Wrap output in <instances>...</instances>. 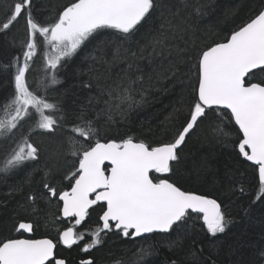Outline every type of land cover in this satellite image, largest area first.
Returning <instances> with one entry per match:
<instances>
[{"label": "snow or ice", "instance_id": "obj_1", "mask_svg": "<svg viewBox=\"0 0 264 264\" xmlns=\"http://www.w3.org/2000/svg\"><path fill=\"white\" fill-rule=\"evenodd\" d=\"M181 2L188 6L187 0ZM32 6L33 0H15L9 5L6 19L0 22L3 36L9 35L21 19L27 29V40L15 60L14 91L0 102V111L5 113L0 117V137L11 138L14 130L22 127L21 122L29 121L34 130L53 134L64 131L68 154L76 158L78 166L65 177L73 181L70 190L58 193L49 183L43 184L48 196L62 202L60 212L70 226L59 231L54 241L31 238L34 222L14 223L13 231L18 235L0 238V264H66L58 255V246H79L80 251L89 253L103 242L102 233L115 231L125 238L148 240L155 238L153 234L185 228L193 219L202 221V228L212 238L225 233L233 221L221 203L203 193L182 189L171 179L177 174L181 146L210 112L220 121L214 129L217 137H229L232 133L226 129L234 122L240 134L235 141L238 155L249 162L258 177L252 203L264 204V9L231 31L224 41L196 51L195 63L186 69L188 73L195 70V81L190 84L193 102L189 118L171 142L154 146L132 137L121 142H101L96 120L82 111L78 122L68 124L65 110L59 103L50 102L47 93L60 83L58 70L104 30H112L116 39L125 43L134 40L157 13L164 16L165 0H71L50 24L38 21ZM169 14L178 17L180 10L169 9ZM159 35L153 52L167 39L164 25ZM41 44L44 77L33 89L28 74ZM118 54L119 49L115 55ZM170 71L174 75L176 69ZM135 83L131 77L128 83L122 78L100 89L99 95L89 101L104 105L96 119L101 113L110 118L114 110L137 105ZM39 153L30 138H22L0 161V173L9 174L37 161ZM240 191L243 193L244 188ZM29 199L34 207L35 197ZM95 211L100 213L96 228L79 229ZM244 211L247 215L249 210ZM86 236L91 239L86 240ZM150 254L147 249L140 250L142 257ZM258 255L264 261V248L258 249ZM81 264L94 262L82 258Z\"/></svg>", "mask_w": 264, "mask_h": 264}, {"label": "trees", "instance_id": "obj_2", "mask_svg": "<svg viewBox=\"0 0 264 264\" xmlns=\"http://www.w3.org/2000/svg\"><path fill=\"white\" fill-rule=\"evenodd\" d=\"M14 1L0 0V22L6 19L9 5ZM165 2L164 16L157 13L134 40L125 43L117 40L112 30H104L60 70L63 83L56 99L65 110L68 124L78 122L83 111L96 120L101 142H121L129 137L154 146L171 142L181 124L189 118L193 102L190 84L195 81V70L188 73L186 69L195 63L196 51L224 41L231 31L264 9V0H187V7L181 0ZM39 6L33 0L32 10L37 9L36 15L42 17ZM169 9H179L180 15L172 18ZM161 25L165 26L167 39L153 52L154 41L161 38ZM26 32L21 20L9 35L0 34V102L14 91L15 60L21 55ZM110 48L114 49V54L119 49L118 56H112ZM91 54L96 59L85 60ZM172 68L176 69L174 75ZM129 77L136 80L133 94L139 103L132 108L114 110L110 118L107 113H101L96 119L104 105L90 104V99L97 97L100 89L113 86L122 78L128 83ZM87 83L91 87H84ZM4 115L0 111V117ZM219 122L210 112L199 124L180 151L177 174L171 179L182 189L217 199L233 221L225 233L212 238L202 228V221L193 219L185 228L169 235L132 241L114 233L107 237L102 234L103 242L89 253L80 251L79 246L72 249L58 246V255L66 264H81L82 258L92 259L94 264H173V261L175 264H264L258 255V249L264 248V204L252 203L257 195L258 177L238 155L235 141L240 134L237 128L229 124L226 130L232 134L227 138L217 137L214 129ZM59 135L61 148L53 153L62 155L61 158L65 155L61 163L46 164L47 147L40 143L43 148H39V159L31 161L27 171L23 168L12 174L0 173V238L18 235L13 231V224L18 221L34 222L33 238L36 239L55 241L58 232L67 227L61 221L58 199L48 196L43 187L47 182L59 193L69 190L73 182L66 180L65 175L75 162L68 154L65 132ZM38 141L34 144L38 145ZM6 151L7 148L0 146V159L6 157ZM30 169L33 172L29 178L26 175ZM29 196L35 197L34 207ZM98 223L99 211H95L79 229L94 230ZM90 239L86 236V240ZM142 248L151 254L142 257Z\"/></svg>", "mask_w": 264, "mask_h": 264}, {"label": "rangeland", "instance_id": "obj_3", "mask_svg": "<svg viewBox=\"0 0 264 264\" xmlns=\"http://www.w3.org/2000/svg\"><path fill=\"white\" fill-rule=\"evenodd\" d=\"M63 1H65V0H35V3L36 4L38 3L40 5L39 6V11L43 12V14H41L42 17L41 16H37L36 15V12H35L37 9L34 8L32 10L34 17L38 21H40L41 23H43V24L53 23L56 20V18L58 17V15L60 14V12L63 10V8L65 6H67L71 2L70 1V2L67 3V1H65V2H63ZM53 5H54V7H52ZM56 7H58V9ZM21 20L26 25L25 20H23V19H21ZM21 20H19V21H21ZM15 31H16V29H15ZM25 38L27 40V32H26ZM101 48H102V46H101ZM40 49L41 50H38L37 56L34 57V63L32 64L31 69H30V73L28 74V76H29V82L32 85V88L33 89L36 88L37 84L44 77V60H43V55H42V51L44 50V46L42 44L40 46ZM110 49L112 51V56H114L115 55L114 54V49L113 48H110ZM101 50H103V48ZM79 52L80 51H78V53ZM77 55L78 54H76L74 56H77ZM89 58L90 59L91 58L92 59L93 58L96 59V56H94L93 54H91L89 57H86L85 60H88ZM60 70L61 69L58 70L59 71L58 79L60 80V83L57 84V85H55V86H53V88L50 89L49 92L47 93V97H48V99H49L50 102H57V99L56 98L59 96V94H61V91H59V89H58L59 86L63 83V81H62V79L60 77ZM58 92H59V94H58ZM40 94L41 95H44L43 90L40 91ZM21 123H22V127L14 130V135H12L11 138L1 137L2 139H0V146H3L4 148H7V150H8V151H6L7 153L5 154V156H7L11 152V150L16 147L17 143L20 142L22 140V138L30 137V141L33 144L36 143V140L39 139V141L37 142L38 145L34 144L36 146H39V148H43L42 145L47 147L46 148L47 149V152L46 153H47L48 156H46L44 158V162L46 164H52L54 162L61 163L62 162L61 161L62 158L64 157V159H65V155L61 158L62 155L59 156V155H56V153H53V151H57L59 148H61L60 135H59L61 133L60 130H58L54 134L53 133H47V132H43V131H40V130H38V131L37 130H34V128H33V122H31V121H29L27 123H25V122H21ZM36 136L38 138H35ZM41 154H42V150H41ZM53 154H54V156H51ZM72 159H73L72 161H74L75 164L73 165V169H71V171L68 172L65 175V177L67 175H69L72 171H74L76 166H78V164L76 163V158L72 157ZM3 160H4V158L1 157L0 161H3ZM30 162H28L20 170H22L23 168H25L24 171H27L28 170L27 166L30 164ZM0 166H2V165H0ZM32 172H33V170H31L28 173V175H26V176L30 178V175H31ZM12 173H14V172H12ZM12 173H10V174H12ZM2 175L3 174H1V176ZM15 176H17V175H15ZM66 180H68V179H66ZM79 227H81V226H79Z\"/></svg>", "mask_w": 264, "mask_h": 264}, {"label": "water", "instance_id": "obj_4", "mask_svg": "<svg viewBox=\"0 0 264 264\" xmlns=\"http://www.w3.org/2000/svg\"><path fill=\"white\" fill-rule=\"evenodd\" d=\"M234 123V122H233ZM236 127V126H235ZM196 129V128H195ZM195 129L193 130V132L195 131ZM192 132V133H193ZM192 133H190L189 135H191ZM187 139L188 138H186V141H187ZM185 145V144H184ZM184 145H182L181 146V148H183L184 147ZM178 151H180V150H178ZM243 159V158H242ZM247 162V161H246ZM248 164H249V162H247ZM60 202V201H59ZM60 204H61V207H62V202H60ZM61 214V213H60ZM61 220H62V222H64V223H67L68 221H66V220H64L63 219V217H62V214H61ZM171 233V232H170ZM170 233H164V234H153V235H169ZM25 236H27L28 234H24ZM33 235H34V232H33V234H32V236H31V238H33ZM142 237H138V238H135V240H137V239H141ZM62 246V245H61ZM63 247V246H62ZM74 247V246H73ZM64 248V247H63ZM65 249H67V248H65Z\"/></svg>", "mask_w": 264, "mask_h": 264}, {"label": "flooded vegetation", "instance_id": "obj_5", "mask_svg": "<svg viewBox=\"0 0 264 264\" xmlns=\"http://www.w3.org/2000/svg\"><path fill=\"white\" fill-rule=\"evenodd\" d=\"M68 191V190H67ZM58 199V198H57ZM59 201V200H58ZM99 215H100V213H99ZM112 233H114V234H117V235H120L119 233H117V232H115V231H113V232H110V233H106V234H103L104 235V237H107L108 235H110V234H112ZM120 236H122V235H120ZM161 237H164V236H161ZM141 239H144V238H141ZM141 239H137V240H141ZM130 240H132V241H136L135 239H130Z\"/></svg>", "mask_w": 264, "mask_h": 264}]
</instances>
